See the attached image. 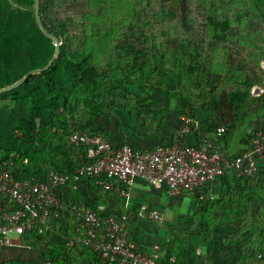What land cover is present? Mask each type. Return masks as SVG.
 Returning <instances> with one entry per match:
<instances>
[{"label": "trees", "instance_id": "trees-1", "mask_svg": "<svg viewBox=\"0 0 264 264\" xmlns=\"http://www.w3.org/2000/svg\"><path fill=\"white\" fill-rule=\"evenodd\" d=\"M33 2L34 0H0V30L2 39L6 37L0 48V76L2 77L0 88L17 82L31 70L35 71L17 86L0 92V110L9 117L7 125L12 126L13 120L17 124L16 139L11 142L10 147L0 152V170L5 167L16 179H24L33 174L44 176L51 169L73 172L77 167L91 162L93 158L87 155L84 146L70 141V134L75 131H87L107 135L105 130L94 128L92 122L104 116L113 117L116 110L135 108L134 129L137 135L141 138L152 136L160 130L161 123L150 108L151 99L148 88L156 85L159 79L168 74L179 79L178 96L183 104V114L190 120L192 130L195 122H200L197 117L198 112H207L204 118L207 128L203 129L201 126L196 128V143H200L204 137H210L231 158L236 151H233L234 144L230 141L236 135L242 141L244 140L242 149L247 148L248 136L264 119V100H261L262 98L257 100L254 108L248 112L247 121L241 126L240 121L243 114L241 116L234 109L229 90H219V86L215 87L210 100H205L201 92L196 96H191L189 89L192 81H195L194 74L207 73V57L191 61L184 57H174L170 60L171 65L167 66L163 65L167 61L165 53L143 45L129 47L124 44L125 51L124 53L119 52L118 57L131 56V58L123 64L120 63L113 71L106 70L103 74L96 73L90 60L91 52L73 49L77 38V33L71 31L74 20L68 16H59L53 11V0H39L43 31L34 17L30 15L28 8ZM14 3H19L27 9L18 12L13 8ZM170 13L174 15V12ZM13 25L16 26L21 36L16 45L8 46L7 49L4 43L10 37L9 29ZM48 34L56 36L60 41V46L50 66L45 69L44 66L48 64L55 51V43L48 37ZM44 40L48 41L49 50L42 52L38 47ZM184 48L185 51L179 52V55L188 52L189 47L184 46ZM136 63H140L138 68L135 66ZM131 73L137 77L141 85L137 94L121 93L120 88L115 85V79L114 84L109 83L111 78L120 79L128 77ZM61 74L67 78L70 84L69 89L62 85ZM108 76L109 79L106 82ZM205 77L207 84L202 82L200 86L221 84L219 82L222 80L220 72L215 68H212ZM200 86L198 88L202 89ZM42 93L46 96V109L49 111L47 114L42 113L38 102V96ZM104 101L107 102L103 107ZM24 105L27 107L24 108ZM181 125L182 122H179L171 142L188 141V134L180 137ZM217 127H224L225 131L217 134L215 131ZM240 129L242 132H239ZM256 174L257 170L249 176H238L235 171L227 169L221 177L224 176V180L225 178L229 180L231 185H234V189L224 186L218 198L200 200L196 191L184 193H191L196 199L197 211L202 217L201 224L197 227L199 236L210 239L214 228L219 227L230 240L241 239L245 235L241 233L244 227L236 228L234 233L230 231L232 227L228 224H238L240 221L244 225L246 218L244 221L241 219L249 214L254 206H257L259 214L255 213L251 216L249 222L252 226L250 227H255L257 219L264 218V191H259L262 183L258 182L256 187L252 186L257 178ZM81 180L87 182L96 191L102 190V185L97 182L100 178L83 177ZM68 185L74 188L72 182ZM115 195L117 201L111 203L100 194V199H96V204L93 205L105 204L118 215L126 214V221L129 225L131 219L124 206L125 197ZM62 198L65 200L64 211L59 218H55L50 223L52 227L55 223L57 224L63 214L68 215L69 226L66 231L62 232L61 240L50 243L51 227L42 234L25 235V239H33L39 244L44 260L49 264H81L84 260L83 257H77L78 251L92 260L84 264H101L96 252L77 240L78 218L72 211V205L79 199L69 202L64 197ZM232 213L237 216L232 218ZM193 228L189 226L174 229V232H171L164 256L158 260V264H198L197 248L186 240L188 232ZM71 240L72 244L69 245ZM248 241L240 248L241 252L234 258L233 264H264V262H259L257 257L259 254L264 256V239L261 237L260 241L256 240L252 245ZM172 255L175 256L174 261L169 259ZM22 263L27 264L24 261Z\"/></svg>", "mask_w": 264, "mask_h": 264}, {"label": "rangeland", "instance_id": "rangeland-1", "mask_svg": "<svg viewBox=\"0 0 264 264\" xmlns=\"http://www.w3.org/2000/svg\"><path fill=\"white\" fill-rule=\"evenodd\" d=\"M13 8L18 12L27 9L19 3H14ZM52 8L59 16H68L74 20L71 31L77 33V38L73 49L91 52L90 60L96 73L113 71L120 63L123 64L131 58L118 57L119 52L125 51L124 44L129 47L143 45L165 53L167 61L163 65L167 66L171 65L170 60L174 57L188 58L189 61L207 57V73L194 74L195 81H192L189 93L196 96L201 92L205 100H210L215 87L219 86V90H229L234 109L241 116L243 114L241 126L247 121L248 112L254 108L257 100L261 98L264 100V0H53ZM28 9L31 17H34L43 30L39 11L38 14L35 12V0ZM170 12H174V15ZM9 36L4 43L7 49L8 46L16 45L21 36L16 26H10ZM5 38L2 39L0 30V48ZM51 40L55 43L53 38ZM184 46L189 47L187 49L189 53L179 55V52L185 51ZM38 48L42 52L49 50L48 41L44 40ZM56 55L57 52L54 51L49 61ZM135 66L138 68L140 63H136ZM212 68L220 72L221 84L213 85L214 87L200 86L202 82L207 84L205 75ZM61 77L62 85L69 89L67 78L62 74ZM108 79L109 76L106 77V82ZM114 79L121 93L137 94L140 91V82L133 73L120 79L111 78L109 83L114 84ZM178 82L176 76L168 74L159 79L156 85L148 88L150 108L159 123L165 124L161 132L163 134L170 132L169 125L174 123L175 116L178 118V124L179 122L183 124L185 118L183 104L178 96ZM199 86L202 89H199ZM38 102L42 113L47 114L49 111L46 109L44 93L38 96ZM106 102L102 103L103 107ZM26 107L24 105V108ZM114 113L113 117L104 116L93 121L92 126L97 128L98 124L107 121L125 122L120 123L121 127L126 129L130 125L129 134L133 135L136 123L135 108L116 110ZM8 120L9 117L0 110V152L10 147L11 142L16 139V121L13 120L14 124L8 126ZM182 127L181 125L180 128ZM239 132H242L241 129ZM170 141L168 139L161 143ZM175 202L176 205L178 202L177 200ZM195 206L184 203L175 206L173 212L168 211L165 217L169 221L167 229L170 227L173 233L174 229L194 227L188 232L186 240L198 248V264H213L212 262H217V259L219 264H228L223 258L224 255L229 257L228 261L233 264L234 258L241 252L240 248L243 246L239 245L240 238L230 240L219 227L214 228L210 239L199 236L197 227L201 224L202 217L198 211H194ZM164 222L160 224L163 225ZM250 226L251 222H248L247 228H243L241 233L245 235L241 239L246 237L244 243L250 240L248 242L252 245L256 240L260 241L261 237L264 239V218L257 219L255 227ZM230 231L236 232L234 228Z\"/></svg>", "mask_w": 264, "mask_h": 264}, {"label": "built area", "instance_id": "built-area-1", "mask_svg": "<svg viewBox=\"0 0 264 264\" xmlns=\"http://www.w3.org/2000/svg\"><path fill=\"white\" fill-rule=\"evenodd\" d=\"M182 126L180 137L200 127L197 121L192 130L186 117ZM215 131L221 134L225 128L217 127ZM69 139L84 146L93 160L71 173L51 169L44 176L33 174L24 179H16L5 167L0 170V248L13 245L16 238L42 234L51 227L50 223L62 215L65 207V200L55 188L74 184L83 177L100 178L97 182L104 189L125 198L136 180L142 179L153 186L165 184L172 197L196 191L203 200L213 198L210 188L227 169L238 176H249L257 170L258 159H264V124L248 136L247 148L231 158L210 137L200 143L172 141L145 148L115 143L108 135L87 131H75ZM72 211L78 218L77 240L95 251L101 264H158L163 258L160 242L140 247L130 236L126 214L118 215L105 204L91 205L83 200L74 203ZM137 215L165 221L162 211L146 206ZM257 257L264 262L262 254ZM169 259L174 261L175 256ZM4 264L23 263L8 260Z\"/></svg>", "mask_w": 264, "mask_h": 264}, {"label": "crops", "instance_id": "crops-1", "mask_svg": "<svg viewBox=\"0 0 264 264\" xmlns=\"http://www.w3.org/2000/svg\"><path fill=\"white\" fill-rule=\"evenodd\" d=\"M207 112L199 111L197 114L198 120L200 121L199 125L201 128L206 129L207 123L205 119ZM173 124L169 125V131L167 133L163 132L164 125H160V130L156 132L155 136L152 138H141L137 135V132L134 131V134H129L131 132L129 126L127 128H122L120 123L124 124L125 122H114V121H107L102 124H98L97 129H103L107 132V135L115 142V143H131L136 147H154L160 144L162 141H167L168 139L172 140L175 130L178 127V118L175 116L173 120ZM264 124V119L258 124L261 127ZM93 125V124H92ZM95 128V127H94ZM151 137V136H150ZM197 139V135L195 132H191L187 135V140L191 142H195ZM232 139V138H231ZM171 142V141H170ZM234 144L233 151H240L242 149V141L239 137L234 135L233 139L230 141ZM165 143V142H164ZM231 144V143H230ZM257 178L253 181L252 186L256 187L258 182L262 183V187H260L259 191H264V159H258L257 162ZM224 186H229L230 188L234 189V185H231L229 180H224L223 177L217 178L210 188V192L213 195V198H218L224 189ZM55 192L58 193L60 196L64 197L66 201L72 202L75 200H83L89 204H96V199H100V194H102L104 199H107L109 202L114 203L116 202V195L111 190H106L102 186V190L98 189L97 191L94 190L87 182L83 180H78L74 183V188L67 186H57L55 188ZM230 197V196H229ZM256 197V196H254ZM175 200H177V204L175 205ZM181 202V203H180ZM184 203H191L193 206L196 207L194 211L198 210V206L196 203V199L192 196L191 193L182 194L178 197H172L168 194L167 188L165 184H161L159 186H153L149 183L145 182L142 179H137L134 185L130 190V194L128 197L125 198L124 206L128 214H130V223H129V230L130 236L137 241V244L140 247H147L153 242H160L165 250L167 247V242L169 237L171 236L170 227L168 228V218L166 217V213L168 211H174L175 206L178 207L180 204ZM142 206H146L149 209H158L164 213V224L161 225V222H156L152 220H148L145 217H141L137 215L138 211ZM181 208V207H180ZM180 211V210H179ZM193 212V213H195ZM257 212V206L252 207L249 214L243 216L242 221L246 218L244 225L242 222H238V224H228L232 229L239 228L240 226L247 227L248 222L250 221V216L255 215ZM181 214V212H178ZM177 214V216L179 215ZM232 218H235L237 215L231 214ZM181 218V217H180ZM178 219V217H177ZM248 221V222H247ZM227 225V224H226ZM69 226L68 215L65 213L63 214L62 218L59 219L57 224L55 223L52 226V234L49 235L50 243L59 242L61 240L62 232L66 231ZM247 238H243L238 240L239 245H243L244 241ZM198 249V248H197ZM231 249V248H230ZM232 251V249H231ZM223 254V251H222ZM77 257H83L81 264L85 262H91L86 255H81V252H77ZM232 257V256H231ZM225 262L231 264L229 262V257L224 255ZM8 260H21L26 262L27 264H45L46 261L42 255L41 248L39 244L33 240H26L25 237L23 238H16L15 243L8 247L0 248V264H4ZM213 264H219L220 262H212ZM227 264V263H226Z\"/></svg>", "mask_w": 264, "mask_h": 264}, {"label": "water", "instance_id": "water-1", "mask_svg": "<svg viewBox=\"0 0 264 264\" xmlns=\"http://www.w3.org/2000/svg\"><path fill=\"white\" fill-rule=\"evenodd\" d=\"M38 11H39V0H35V12H36V14H38ZM48 36L54 39V41H55V51L58 53V52H59L60 41H59L58 38H57L56 36H54V35H50V34H48ZM54 57H55V56H54ZM51 62H52V61H49L48 64H46V65L44 66V68L47 69V68L50 66ZM34 72H35V71H33V70L27 72V73H26L22 78H20L17 82L10 84L8 87H2V88H0V92L6 91V90H8V89H11V88L17 86V85L20 84V83H21V82H22V81H23V80H24L29 74L34 73Z\"/></svg>", "mask_w": 264, "mask_h": 264}]
</instances>
